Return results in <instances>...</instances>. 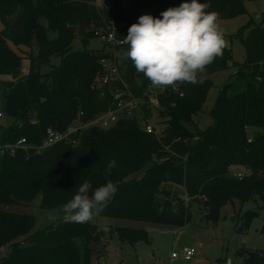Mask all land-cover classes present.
Masks as SVG:
<instances>
[{
  "label": "trees",
  "instance_id": "16d2710c",
  "mask_svg": "<svg viewBox=\"0 0 264 264\" xmlns=\"http://www.w3.org/2000/svg\"><path fill=\"white\" fill-rule=\"evenodd\" d=\"M182 2L0 0V73L13 76L3 92L2 116L9 123L0 124V142L24 136L28 143L39 144L47 128L65 130L107 110L117 92L144 99L152 85L128 56L119 64L118 80L96 82L102 70L100 59L114 53L86 44L96 31L110 30L117 23L115 32L123 39L141 15L160 17L162 11ZM200 2L209 3L207 11L216 12L218 19L247 11L244 0ZM76 38L83 48L72 49ZM9 41L28 50L17 52ZM243 42V63L234 62L226 46L223 56L207 67L202 82L178 83L157 93L155 109L163 127L155 132H146L137 117L121 116L109 127L79 128L70 140L42 152L29 147L0 153V204H24L40 195L42 208H54L71 199L83 181L94 190L110 179L117 192L101 214L149 225L176 229L188 225L193 220V202L213 225L229 202L260 199L264 207V26L249 25ZM124 46L128 49L126 44L118 47ZM53 55L60 58L58 63L51 62ZM25 56L29 69L22 73ZM45 65L49 70L43 72ZM230 67L236 71L219 86L210 109L213 124L201 128L194 116L202 111L214 85L210 75ZM235 75L237 82L231 79ZM151 110L144 101L138 116L151 118ZM250 127L261 131L249 141ZM111 160L116 167L108 174ZM234 166L247 171L238 176ZM259 214L258 208L244 211L238 230H247ZM262 221L264 232V215ZM34 225L33 214L0 208V250L8 248L4 255L0 252V264H96L92 257L100 252L105 235L96 223L56 219L41 229L34 230ZM112 230V235L116 232L131 246L149 241L144 227L116 224ZM235 255L241 264H264V247H239Z\"/></svg>",
  "mask_w": 264,
  "mask_h": 264
},
{
  "label": "rangeland",
  "instance_id": "374dc122",
  "mask_svg": "<svg viewBox=\"0 0 264 264\" xmlns=\"http://www.w3.org/2000/svg\"><path fill=\"white\" fill-rule=\"evenodd\" d=\"M105 0H96L101 4ZM247 11L243 14L226 18L218 19L220 29L224 34L226 46L231 48L232 60L237 63H243L246 59V47L243 42V37L248 33L249 25L260 23L264 26V0H244ZM3 23L0 19V29ZM9 44L17 52L20 49L28 50L25 46H16L11 41ZM106 44V45H105ZM89 48L101 49L106 51L112 50L118 64L126 57L128 49L124 47L109 46L101 36H93L89 43L86 44ZM84 44L79 38L73 41L72 49L83 48ZM37 52V48H33V53ZM59 57L53 55L52 63H58ZM232 62V61H231ZM29 69V58L25 56L22 60L21 72L26 73ZM49 66L42 67V71H48ZM231 71H236V67H230L222 71L213 73L210 77L213 79L214 85L210 88L206 102L202 111L194 116L198 125L205 128L213 124V118L210 115V109L214 104V100L218 94L219 86L224 82L225 78ZM13 79L9 73H0V111H2L3 92L5 84ZM235 82L239 77L235 75L231 78ZM237 81H236V80ZM151 91L156 94L161 91V88L151 86ZM151 122L157 127L162 128L163 125L159 122L162 118L157 115L155 107H152ZM9 123V118L0 116V124L6 125ZM261 131L260 128L250 127L248 130L249 136L252 137L256 132ZM196 137L191 139L194 143ZM237 172L247 171L243 166H234ZM181 191V187H176ZM187 202V196L182 197ZM41 197L38 195L32 201L24 204L2 205L0 208L30 213L35 216L34 230L41 229L50 224V216H56L57 219H64L62 211L63 205L54 208H42L40 205ZM260 199L248 200L234 203H227L220 210V219L216 224H212L204 217L199 204L193 202L191 210L193 220L188 225L182 228H171L161 225H149L144 222L133 221L129 219H118L109 216L95 215L90 222L96 223L104 229L103 246L100 252L92 257L93 263L96 264H241V260L235 255L239 247L246 248H263L264 247V232L261 231L262 217L264 215V207H262ZM258 208L260 214L254 217L247 230H238L242 226L241 215L244 211ZM116 224L144 227L148 230L149 241L142 240L138 242L136 248L131 247L124 242L121 247V240L118 234L113 232V226ZM112 227V228H111ZM111 230V231H110ZM123 243V242H122ZM183 245H192L197 252L192 260H186L183 257L171 258V253L175 249H180ZM8 248L1 252L4 255ZM108 254V255H107ZM105 255L107 257L103 258Z\"/></svg>",
  "mask_w": 264,
  "mask_h": 264
},
{
  "label": "clouds",
  "instance_id": "9594fccd",
  "mask_svg": "<svg viewBox=\"0 0 264 264\" xmlns=\"http://www.w3.org/2000/svg\"><path fill=\"white\" fill-rule=\"evenodd\" d=\"M210 7L200 0H184L178 7L162 11L160 17L141 15L129 27L127 36L119 43L128 45V58L152 86L164 90L178 83L202 82L207 67L223 56L226 41L218 14L207 11ZM115 167L116 161H109L107 173ZM116 192L117 186L110 179L94 190L90 182L83 181L62 207L64 220L91 221ZM49 218L57 219L54 215Z\"/></svg>",
  "mask_w": 264,
  "mask_h": 264
},
{
  "label": "built area",
  "instance_id": "2783aa9c",
  "mask_svg": "<svg viewBox=\"0 0 264 264\" xmlns=\"http://www.w3.org/2000/svg\"><path fill=\"white\" fill-rule=\"evenodd\" d=\"M120 24H114L112 29L107 31H96V34L101 36L105 41H107L111 46H120L122 43L119 41L123 40L118 37L115 28L119 27ZM100 64L102 70L100 75L97 76L96 82L98 83H109L113 80H118L120 78L119 64L115 56L102 57L100 59ZM175 87V86H174ZM145 98L137 96H125L122 92H117L115 94V100L113 104L105 111L93 117L88 122L71 125L65 130H58L52 127L47 128L46 134L43 141L39 144L28 143L27 138L22 136L16 141L10 142H0V153H14L18 148H35L37 152H42L44 149L54 145L55 143L63 140H70L72 135L76 134L79 128L85 127L87 125H97L102 127H109L114 122L118 120L121 116L127 117H137L142 128L148 132H155L156 126L151 122V118L145 116H138L139 111L143 107L144 101L152 107L159 105L158 96L155 92L145 91ZM2 111H0V116H2ZM251 140V137L248 139ZM234 174L241 176L242 172L234 171ZM196 253V248L192 245H183L180 249H175L172 251V258L183 257L186 260H192Z\"/></svg>",
  "mask_w": 264,
  "mask_h": 264
},
{
  "label": "crops",
  "instance_id": "0c3cea01",
  "mask_svg": "<svg viewBox=\"0 0 264 264\" xmlns=\"http://www.w3.org/2000/svg\"><path fill=\"white\" fill-rule=\"evenodd\" d=\"M123 244H124V242L122 243V241H121V243H120V245H121V247H123ZM138 244V243H137ZM137 244L136 245H134V246H131V247H133V248H136V246H137ZM7 248V246H3L2 248H1V250H0V252H2L3 250H5ZM196 252H197V250H196ZM108 255V254H107ZM107 255H105L104 257H102V259L103 258H105V257H107ZM171 258H172V256H171ZM172 259H174V258H172ZM241 263V262H240Z\"/></svg>",
  "mask_w": 264,
  "mask_h": 264
}]
</instances>
